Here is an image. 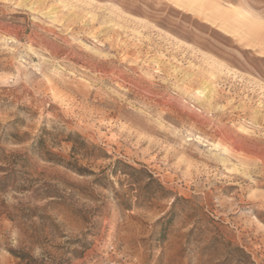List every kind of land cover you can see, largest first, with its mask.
<instances>
[{
	"label": "rangeland",
	"instance_id": "374dc122",
	"mask_svg": "<svg viewBox=\"0 0 264 264\" xmlns=\"http://www.w3.org/2000/svg\"><path fill=\"white\" fill-rule=\"evenodd\" d=\"M0 264H264V0H0Z\"/></svg>",
	"mask_w": 264,
	"mask_h": 264
},
{
	"label": "trees",
	"instance_id": "16d2710c",
	"mask_svg": "<svg viewBox=\"0 0 264 264\" xmlns=\"http://www.w3.org/2000/svg\"><path fill=\"white\" fill-rule=\"evenodd\" d=\"M16 143H20L21 141H15ZM65 143H67L68 145H70V151L73 155H82L84 156V154H86L89 151V147L87 145V143L77 134L75 135H69L66 137ZM92 150L95 149V147L91 148ZM46 160L50 163H53L55 165H60L70 171H72L73 173L80 175V176H85V175H89L90 173H87V171H85V169L81 166L78 165L77 160H72V161H65L62 157L58 156L57 154H54L51 151H47L46 152ZM130 168V167H128ZM130 170H132L134 172L135 175H142L144 176V179L147 180V184L146 185H151V184H157V186L163 190V188L157 183V181H155L152 176L146 171V170H135L130 168ZM118 170L114 169L112 172L113 176H116L118 174ZM138 180V179H136ZM15 256V255H14ZM20 259H22L20 257Z\"/></svg>",
	"mask_w": 264,
	"mask_h": 264
}]
</instances>
